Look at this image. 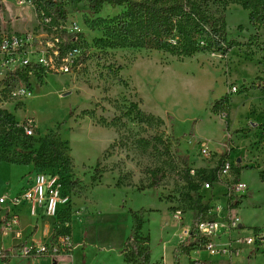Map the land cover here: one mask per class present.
Instances as JSON below:
<instances>
[{
  "label": "rangeland",
  "instance_id": "374dc122",
  "mask_svg": "<svg viewBox=\"0 0 264 264\" xmlns=\"http://www.w3.org/2000/svg\"><path fill=\"white\" fill-rule=\"evenodd\" d=\"M58 1L57 10L48 0H0V33L58 37L80 50L68 74L0 70V196L19 178L27 187L38 175L56 180L63 203L38 226L71 238L73 249L58 264H130L123 246L139 211L148 264L216 261L191 228L196 207L206 203L202 218L240 219L231 232L240 254L218 264H264V242H237L264 233V21L249 18L264 0H188L222 41L190 58L131 44L117 26L130 19L124 10L106 5L90 13L86 0ZM74 22L80 32L64 33ZM132 103L143 116L126 114ZM203 143L208 158L199 153ZM223 149L236 164L228 180L212 172ZM211 178L208 190L203 182ZM237 179L243 193L220 185ZM25 203L0 205V219L15 220L9 230L0 223V247L9 248L11 236L33 245L35 209L28 219L14 211ZM20 248L0 264H52L25 258Z\"/></svg>",
  "mask_w": 264,
  "mask_h": 264
},
{
  "label": "built area",
  "instance_id": "2783aa9c",
  "mask_svg": "<svg viewBox=\"0 0 264 264\" xmlns=\"http://www.w3.org/2000/svg\"><path fill=\"white\" fill-rule=\"evenodd\" d=\"M79 32V27L75 22L67 23L64 29V33L71 35ZM79 55L80 50L77 47H67L66 41H61L58 37L49 41H39L30 34L0 33V70H4L6 74L26 71L32 73L35 69L45 73L68 74L71 73L74 60ZM27 133L29 134L30 131H27ZM223 150V153L219 154L217 165L212 172L215 178L228 180L231 178L236 164L230 161V154L227 153V150ZM199 153L203 158H208L211 155L207 145L204 143L200 145ZM212 183L206 180L203 182V187L209 190ZM220 185L233 194L243 193L246 190V186L240 183L238 179ZM58 198L56 180L51 177L38 175L32 185L25 188L20 195L9 196L5 194L0 196V205L6 202H10L12 205H16L17 202H26L33 210L36 207H41L44 209L45 216L52 217L55 215L57 203L59 202ZM173 218L180 220L181 214L176 212ZM6 221L4 218L2 222L5 223L6 229L9 230L15 224V220ZM239 225L240 219L236 215H227L219 218V220L197 217L194 222V237L199 240L204 250L216 254L221 260L227 258L231 261L240 254V250L234 247L231 240V232L238 229ZM237 242H244L246 245L262 244L264 242V233L256 231L254 238L237 239ZM72 249L69 235H60L54 236L50 243L23 245L19 252L25 258L42 256L58 263V259H62L63 255L71 253ZM248 251L250 252V250ZM3 257L1 250L0 258Z\"/></svg>",
  "mask_w": 264,
  "mask_h": 264
},
{
  "label": "trees",
  "instance_id": "16d2710c",
  "mask_svg": "<svg viewBox=\"0 0 264 264\" xmlns=\"http://www.w3.org/2000/svg\"><path fill=\"white\" fill-rule=\"evenodd\" d=\"M90 13L99 12L110 5L115 10H124L130 19L119 21V31L131 44L163 51L169 55L190 58L213 46H219L220 30L216 24L194 1L188 0H86ZM255 2V1H254ZM49 8L60 7L58 0H48ZM255 10L249 15L250 22H263L264 9L254 3ZM259 5V6H258ZM143 116L136 103H132L126 114ZM238 175V171L236 170ZM209 181L213 182V178ZM209 209L208 203L198 205L197 217H202ZM196 217V219H197ZM143 212L132 213L133 233L125 240L123 246L124 262L130 264H148V239L140 237L138 232L142 225ZM194 223L191 228L193 230ZM191 230V232H192ZM9 251H2L6 256ZM190 264H204L194 260Z\"/></svg>",
  "mask_w": 264,
  "mask_h": 264
},
{
  "label": "crops",
  "instance_id": "0c3cea01",
  "mask_svg": "<svg viewBox=\"0 0 264 264\" xmlns=\"http://www.w3.org/2000/svg\"><path fill=\"white\" fill-rule=\"evenodd\" d=\"M229 158H230V156H229ZM4 185H5L4 183H0V190L3 189ZM6 186H7L8 191H9L6 194L9 195V196H12V194H13V196H15V195H17V193L22 192L25 188H27L28 184H27V182H26L25 179L23 180L22 178L21 179L19 178L13 184H9V182H6ZM38 208L41 209L40 212L38 211ZM14 211H15V214L20 215V217L24 216V217H26L28 219L29 216L31 215V213L33 212V209L30 207V205L28 203H25L24 205L18 207L17 209H14ZM6 215H7V213H5L1 217L0 223H2V221H3V219L5 218ZM44 217H45L44 209L41 208V207H36L35 208V213H34V220H35V222L33 224H29V225H31L33 227L32 233L34 232L35 228H36V230H35V234L30 236V241H28V243L34 244L36 242V237H37V235H39V233H41L43 235V237H42V241L40 240L37 244L50 243L53 240L54 235H53V233L49 234L47 232L48 230H46V227H47L46 225L38 226V224L41 223V222H42L41 224H43V218ZM21 242H22V239L20 237H18V236H16V237L11 236V241H10V245H9L10 247L9 248L0 247V251L1 250L2 251H6V250L7 251H10V248H12V247L14 248V246L18 247V246L25 245V243H21ZM198 255H199V253H198ZM209 256H211V257H217L218 259L220 258L218 256H213L210 253H209ZM199 260H202V259L199 257L198 261ZM202 261L203 262H211L212 264H215V263H218L219 262L217 259H216V261H204V260H202ZM54 262L56 264L59 263V261H58V263L56 261H52V264Z\"/></svg>",
  "mask_w": 264,
  "mask_h": 264
},
{
  "label": "bare ground",
  "instance_id": "6f19581e",
  "mask_svg": "<svg viewBox=\"0 0 264 264\" xmlns=\"http://www.w3.org/2000/svg\"><path fill=\"white\" fill-rule=\"evenodd\" d=\"M63 200H62V198H61V200L57 203V206L59 207L63 202H62ZM211 255H213V256H217L216 254H213V253H210ZM221 260V258H219L218 259V261H220Z\"/></svg>",
  "mask_w": 264,
  "mask_h": 264
},
{
  "label": "water",
  "instance_id": "95a60500",
  "mask_svg": "<svg viewBox=\"0 0 264 264\" xmlns=\"http://www.w3.org/2000/svg\"><path fill=\"white\" fill-rule=\"evenodd\" d=\"M236 163H239V159L236 161ZM241 227V225H239V228ZM53 264H56L55 262Z\"/></svg>",
  "mask_w": 264,
  "mask_h": 264
}]
</instances>
